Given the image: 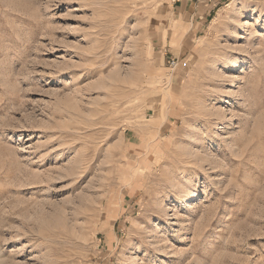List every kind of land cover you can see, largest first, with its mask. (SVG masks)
Here are the masks:
<instances>
[{
  "label": "rangeland",
  "instance_id": "obj_1",
  "mask_svg": "<svg viewBox=\"0 0 264 264\" xmlns=\"http://www.w3.org/2000/svg\"><path fill=\"white\" fill-rule=\"evenodd\" d=\"M0 264H264V0H0Z\"/></svg>",
  "mask_w": 264,
  "mask_h": 264
},
{
  "label": "built area",
  "instance_id": "obj_2",
  "mask_svg": "<svg viewBox=\"0 0 264 264\" xmlns=\"http://www.w3.org/2000/svg\"><path fill=\"white\" fill-rule=\"evenodd\" d=\"M170 65H171L172 67L175 66V65H176V61H175V60H172L171 63H170Z\"/></svg>",
  "mask_w": 264,
  "mask_h": 264
}]
</instances>
